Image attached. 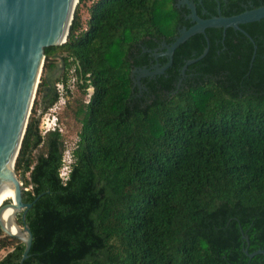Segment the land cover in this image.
I'll list each match as a JSON object with an SVG mask.
<instances>
[{"label": "trees", "instance_id": "16d2710c", "mask_svg": "<svg viewBox=\"0 0 264 264\" xmlns=\"http://www.w3.org/2000/svg\"><path fill=\"white\" fill-rule=\"evenodd\" d=\"M89 1L86 25L78 5L67 41L45 48L37 93L58 52L67 65L60 80L74 67L82 91L93 89L75 114L82 125L69 178L60 176L62 133L40 130L58 94L44 107L36 97L17 158L30 187L24 201L36 200L26 214L33 241L23 264H264L263 254L245 253L264 250V18L242 25L254 42L233 28L207 29L210 48L189 66L196 73L189 87L151 84L139 97L136 56L154 38L176 34L174 0L79 4ZM241 1L264 4L229 3ZM206 45L194 35L175 62ZM4 248L11 249L0 264H20L24 242L0 227Z\"/></svg>", "mask_w": 264, "mask_h": 264}, {"label": "water", "instance_id": "95a60500", "mask_svg": "<svg viewBox=\"0 0 264 264\" xmlns=\"http://www.w3.org/2000/svg\"><path fill=\"white\" fill-rule=\"evenodd\" d=\"M79 0H0V192L9 184L15 187V206L18 209L12 222L21 234L13 233L3 225L0 208V227L7 236L19 238L25 244L20 264L29 257L33 232L26 222L28 209L34 202L24 201L27 190L16 171V162L28 126L29 117L44 71L45 48L65 43ZM192 25L184 26L175 36L167 50L156 56L164 55L169 61L155 69H134L131 76L139 72L140 77L162 74L173 62L176 49L197 34H203L207 45L198 57L187 61L184 70L191 63L203 58L209 51L210 40L206 34L209 28H228L242 31L252 42L253 37L242 28L243 24L260 21L264 18V4L230 16L202 18L193 1H187ZM256 48V45H255ZM51 86L49 75L46 74ZM20 214L23 224H19ZM248 240V237H246ZM250 257L263 254V249L249 253Z\"/></svg>", "mask_w": 264, "mask_h": 264}, {"label": "flooded vegetation", "instance_id": "af4514ba", "mask_svg": "<svg viewBox=\"0 0 264 264\" xmlns=\"http://www.w3.org/2000/svg\"><path fill=\"white\" fill-rule=\"evenodd\" d=\"M187 1L190 0H174V4L177 7L181 19L177 27L176 34L172 35L170 37L171 39L168 40L165 37L154 38L153 39L154 46L150 48H143L142 53L146 54V56H142L143 54L136 56L140 64L135 65V67H133L132 70L136 68L138 69L148 68L150 70H153L156 68L157 65L163 66L168 63L169 61L168 57L164 55H160V56H156V55L161 54L167 50V46L174 41L175 36L178 34L181 28H183L184 26L188 27L192 25V20L190 17L191 11L188 8ZM191 1H193L196 4L198 14L202 18H210L218 15L230 16V15H234V13L238 11L243 12L246 9L254 8V3L252 1H248V2L241 1L239 6H232L229 3V0H191ZM220 42L224 43V40L220 41L216 39V44H219ZM175 53L173 55V62L171 66L168 67L162 74L140 77L139 79L140 73L137 72L133 76H131L133 83L132 91L137 93L139 97H145L147 94H150L151 92V84L161 88L162 83L164 82L169 83L171 86L170 92H174L179 89H184L189 87L190 83L194 81L196 73L194 72L193 69H189V66L192 65L193 63L189 64L185 70H184V66L186 65L188 60L196 57V53L193 52L192 58H188L187 53H181L180 55L178 54L180 62L178 61L177 63L175 62L176 60ZM181 62H185V63L180 65ZM66 70H67V65L65 63L64 55L59 52L55 53L50 60V67L46 70V74L49 75V81L51 83V86L48 85V80L46 79L47 83L44 85L40 97V104L42 107L49 104L54 98V96L58 94L56 84L64 76ZM79 107L80 106L78 105L77 109L75 110V114L79 110Z\"/></svg>", "mask_w": 264, "mask_h": 264}, {"label": "rangeland", "instance_id": "374dc122", "mask_svg": "<svg viewBox=\"0 0 264 264\" xmlns=\"http://www.w3.org/2000/svg\"><path fill=\"white\" fill-rule=\"evenodd\" d=\"M91 4H92V1H89L86 4H79V2L77 4V7H78V5H80V13H81V16H82V19H83V23L85 25L87 23V20L90 17V15H89V6ZM77 7H76V9H77ZM44 64H45V61H44ZM43 74H44V71H43ZM74 75L75 74H74V67H73V68H71V70H69L68 78H72V77H74ZM92 92H93V89L92 88H88L87 93L86 92L84 93L82 91V89L79 87V85L76 84L73 87V91L68 94V96L66 98V104H64V103L62 104V108H61V110H59L60 111L59 112V118H60V124H61V127H62V132L61 133L63 135L64 145H65V143H68L70 147H73L77 143L78 133H79V131L81 129V123L75 117V110L77 109L78 105L81 102L84 103V102L89 101ZM36 97L40 100L41 94L40 95L36 94ZM36 97H35V100H36ZM33 107H34V104H33ZM39 109H40L39 105H36L35 106L36 113L40 112ZM48 110H49V108H47L43 112V114L41 115V118ZM31 112H32V110H31ZM17 175L22 180V182L24 183V179L21 176V174L17 173ZM27 189H30V187L27 188ZM20 214L21 213H19L17 215V218L20 217ZM3 233H4V235H7L5 231H3ZM10 249L11 248L1 249L0 250V259L4 255H6L7 252Z\"/></svg>", "mask_w": 264, "mask_h": 264}, {"label": "built area", "instance_id": "2783aa9c", "mask_svg": "<svg viewBox=\"0 0 264 264\" xmlns=\"http://www.w3.org/2000/svg\"><path fill=\"white\" fill-rule=\"evenodd\" d=\"M75 72V68H74ZM76 76L68 78L67 81L60 80L56 84L58 91V99L54 104L49 108V110L42 116L40 122V130L43 135L51 131H60L62 132V127L60 124L59 110L62 108V104H66V98L69 93L73 91V87L76 85ZM76 147V144L73 147H70L68 143H65V150L63 154V163L60 168V176L64 182L69 178V174L72 170V163L74 162L73 150Z\"/></svg>", "mask_w": 264, "mask_h": 264}, {"label": "bare ground", "instance_id": "6f19581e", "mask_svg": "<svg viewBox=\"0 0 264 264\" xmlns=\"http://www.w3.org/2000/svg\"><path fill=\"white\" fill-rule=\"evenodd\" d=\"M15 187L12 184L6 186L2 192H0V208L3 207L6 203H9L8 206L3 207L2 220L3 225L13 233L21 234V231L13 227L12 222L16 216L18 209L15 204Z\"/></svg>", "mask_w": 264, "mask_h": 264}]
</instances>
